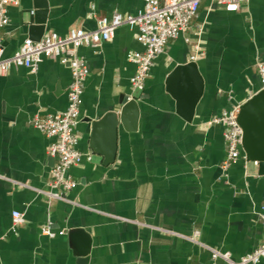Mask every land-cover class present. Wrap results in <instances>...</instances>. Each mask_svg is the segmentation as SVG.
<instances>
[{"label":"crops","instance_id":"1","mask_svg":"<svg viewBox=\"0 0 264 264\" xmlns=\"http://www.w3.org/2000/svg\"><path fill=\"white\" fill-rule=\"evenodd\" d=\"M46 1L44 35H65L72 27L94 30L100 17L135 14L144 5L143 0ZM33 5L34 0H20L8 7L9 23L0 31L5 57L32 38L27 21L36 11ZM136 33L123 25L98 49H79L90 73L76 132L78 148L90 159L70 169L77 185L68 197L80 205L51 201L38 191L49 189L55 160L47 153L50 138L31 125L37 114L66 109L69 64L44 59L36 72L13 67L0 74V264H212L208 249L184 238L195 230L201 243L234 259L264 243V175L243 157L223 167L224 129L207 125L262 89L264 0H247L234 12L214 0L201 2L189 29L170 39L155 60L144 90L135 94L136 129L119 124L114 161L105 163L91 148L89 119L119 108L125 94L131 97L135 66L129 54L143 51ZM196 43L204 91L187 122L177 114L165 82L174 67L191 62ZM99 145L105 152L107 134ZM16 211L24 222L13 228ZM43 227L56 235H44ZM75 227L90 236L86 254L72 247L69 230ZM77 242L82 247V239Z\"/></svg>","mask_w":264,"mask_h":264},{"label":"built area","instance_id":"2","mask_svg":"<svg viewBox=\"0 0 264 264\" xmlns=\"http://www.w3.org/2000/svg\"><path fill=\"white\" fill-rule=\"evenodd\" d=\"M143 1V8L135 14L117 11L110 16L100 17L94 30L72 27L65 35L50 32L39 41L25 38L19 49L9 57L3 55L0 37V74L2 75L13 67H25L31 72H36L44 59H59L70 66L71 82L67 91L66 109L43 116L37 114L31 119V125L50 138L47 153L55 162L51 169L49 189L38 191L51 201L80 205L68 197L77 185V181L70 174V169L80 165L85 157L90 159V155L84 154L78 148L80 137L76 132L80 121L85 81L90 73L86 60L79 54V49L81 47L98 49L104 42L111 40L116 30L123 25L136 28V40L143 46V51H132L129 54V61L135 66V72L130 79L131 98H135L136 93L144 90L157 57L166 52L170 39L178 37L189 29L191 22L198 15L203 0ZM214 1L226 11L234 12L238 11L247 0ZM19 4L20 0H0V31L9 23L8 7ZM201 57L200 46L197 43L193 44L190 61L195 62ZM258 74L261 86L264 88V61L258 63ZM239 108L240 106H236L223 110L207 122V125H220L224 129L227 154L223 167L235 163L240 157L246 159L242 147L243 131L237 121ZM23 222V214L14 212L13 228ZM41 231L49 237L56 235V232L49 227H43ZM63 233V231L58 232L59 235ZM198 235L199 231L195 230L192 235L184 238L208 249L212 264H218V261L224 264H259L264 259V243L239 259H234L229 252L201 243Z\"/></svg>","mask_w":264,"mask_h":264},{"label":"water","instance_id":"3","mask_svg":"<svg viewBox=\"0 0 264 264\" xmlns=\"http://www.w3.org/2000/svg\"><path fill=\"white\" fill-rule=\"evenodd\" d=\"M32 16L28 18L27 27L33 40L39 41L46 31L49 5L46 0H34ZM166 90L176 101V112L187 122H192L196 107L203 95L204 81L197 62L191 61L177 65L166 78ZM119 108L107 112L102 117L89 119L91 122V148L105 158V163L113 162L116 152L118 126L126 130H135L140 114L136 98L125 94L120 98ZM238 124L243 131L242 147L247 160L257 162L258 172L264 175V88L250 97L239 108ZM108 136L106 151H100V138ZM69 237L75 252L88 253L90 236L83 228L69 230ZM78 238L83 241L78 247ZM80 246V245H79Z\"/></svg>","mask_w":264,"mask_h":264}]
</instances>
